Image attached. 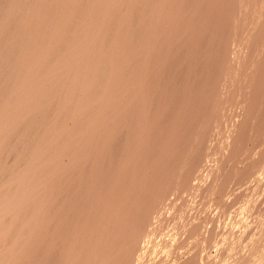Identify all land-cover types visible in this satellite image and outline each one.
I'll list each match as a JSON object with an SVG mask.
<instances>
[{"label":"bare ground","instance_id":"1","mask_svg":"<svg viewBox=\"0 0 264 264\" xmlns=\"http://www.w3.org/2000/svg\"><path fill=\"white\" fill-rule=\"evenodd\" d=\"M0 264H264V0H0Z\"/></svg>","mask_w":264,"mask_h":264}]
</instances>
